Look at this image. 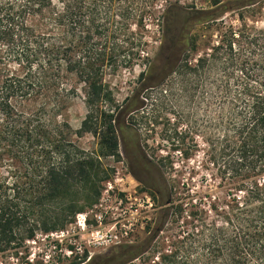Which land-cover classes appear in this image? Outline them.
Listing matches in <instances>:
<instances>
[{
  "label": "trees",
  "instance_id": "trees-1",
  "mask_svg": "<svg viewBox=\"0 0 264 264\" xmlns=\"http://www.w3.org/2000/svg\"><path fill=\"white\" fill-rule=\"evenodd\" d=\"M158 1L167 5L163 44L182 52L191 26L239 11V28H228L196 66H181L183 75H205L192 87L205 84L204 125L177 122L172 135L174 150L187 159L200 151L201 136L227 198L207 208L192 197L187 216L176 205L168 241L160 238L172 213L162 209L145 239L88 264H264V27L246 21L248 12L264 21V0H209L210 9L181 0H0V157L16 162L0 177V254L18 255L28 240L72 223L100 197L114 171L103 160L120 159L126 125L105 105L114 102L106 71L136 65ZM78 81L88 109L80 129L48 121L47 113L69 109ZM87 132L98 136L95 152L72 139ZM156 188L160 205L171 202Z\"/></svg>",
  "mask_w": 264,
  "mask_h": 264
},
{
  "label": "rangeland",
  "instance_id": "rangeland-1",
  "mask_svg": "<svg viewBox=\"0 0 264 264\" xmlns=\"http://www.w3.org/2000/svg\"><path fill=\"white\" fill-rule=\"evenodd\" d=\"M181 2L185 7H191L193 3L199 9L214 7L209 0H181ZM166 7L164 1H158L155 5L156 12L146 19L145 42L136 50L139 53L135 60L136 65L120 68L117 72L108 68L105 75V83L113 92L114 98L112 104L105 105L115 114L119 113L125 118L126 125L121 131L120 159L108 157L103 161L106 167L114 168L110 179L119 176L130 181L125 187L126 192H123L128 207L135 203L134 210H128L125 215L127 223H133V231L129 238L126 242L112 244L94 253H92L94 245H91L90 250L85 248L83 255L75 252L68 255V247L75 249L80 244L84 247L87 245L86 238L79 239V229L71 228L69 223L63 228L51 231L53 235L50 232L39 233L35 239L26 242L18 255L0 254V264H71L72 262L88 264L91 257L105 256L120 245L138 243L145 239L151 233L160 211L165 208H169L172 215L160 239L168 241L175 227L176 205H182L185 209L184 216H187L192 197L207 208L211 201L220 205L227 198L221 180L205 161V144L201 136H197L200 151L187 159L174 150L175 140L172 135L177 122L184 129L188 125L195 124L200 129L204 125L205 84H200L198 90H193L192 87L195 83H202L201 80L205 75L202 71L200 74L183 75L181 66L185 64L196 66L199 59L212 53L213 47L221 43L228 28H239L241 25L239 11L230 10L212 21L191 26L190 43L186 45L178 61L168 68L160 79H154L153 75L161 63L160 54L166 46L163 44L164 28H161L164 24L163 15ZM246 15V21L250 25L264 27L262 19L254 17L250 12ZM133 29L138 30L137 27ZM177 32L175 30V33ZM75 86L77 95L72 98L69 109L58 116L47 113L48 121L67 120L73 129H80L88 109L85 103L84 84L78 81ZM122 111L124 113H121ZM72 139L86 152H95L98 149V136L92 132L84 133L81 137L74 134ZM146 158L161 168L166 182H163L161 173L152 167ZM15 163L9 161V157L3 154L0 157V177L7 174L9 164L15 166ZM148 185L163 189V201L167 202L171 199V202L160 205V198ZM150 198L151 202H147ZM95 203L86 206L84 211L93 207ZM84 211L80 210V212ZM67 229L70 230L69 235ZM63 230L64 234L61 233ZM86 255V261L82 262ZM133 264H140V260H135Z\"/></svg>",
  "mask_w": 264,
  "mask_h": 264
},
{
  "label": "built area",
  "instance_id": "built-area-1",
  "mask_svg": "<svg viewBox=\"0 0 264 264\" xmlns=\"http://www.w3.org/2000/svg\"><path fill=\"white\" fill-rule=\"evenodd\" d=\"M128 183L130 184L128 179L119 176L105 181L100 197L93 207L77 213L75 220L69 226L79 229V239L86 238L87 245L84 247L80 244L75 249L68 247V255L74 252L83 255L85 248L90 250L91 245H94V251H92L94 253L112 244L127 241L133 231V223L128 224L125 215L128 210L133 211L135 206V203H132L128 207L123 197V192H126L125 187ZM147 202H151V198ZM64 232V230L61 231L62 234ZM66 232L69 235L70 230L67 229ZM50 234L53 235L54 233L50 232ZM71 244L75 243L71 242Z\"/></svg>",
  "mask_w": 264,
  "mask_h": 264
},
{
  "label": "flooded vegetation",
  "instance_id": "flooded-vegetation-1",
  "mask_svg": "<svg viewBox=\"0 0 264 264\" xmlns=\"http://www.w3.org/2000/svg\"><path fill=\"white\" fill-rule=\"evenodd\" d=\"M176 31H178V30H176ZM176 34H177V36L179 35L178 32ZM181 49H182L181 47L177 48L174 46H167V45L163 48L162 54H160L161 63H160V66L157 67V70H156L155 74L153 75L154 79H160L168 71V68L173 66L178 61V59L180 58V56L182 54ZM132 175H133V173H132ZM140 180L142 183H145V181L143 179H140ZM148 187H150L154 191H156V189H157L154 185H148Z\"/></svg>",
  "mask_w": 264,
  "mask_h": 264
},
{
  "label": "water",
  "instance_id": "water-1",
  "mask_svg": "<svg viewBox=\"0 0 264 264\" xmlns=\"http://www.w3.org/2000/svg\"><path fill=\"white\" fill-rule=\"evenodd\" d=\"M168 202H170V201H168Z\"/></svg>",
  "mask_w": 264,
  "mask_h": 264
}]
</instances>
